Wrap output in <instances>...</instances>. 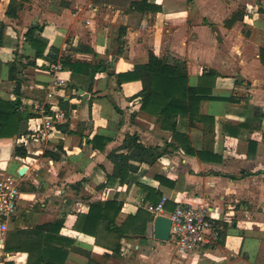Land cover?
<instances>
[{"label":"crops","instance_id":"crops-1","mask_svg":"<svg viewBox=\"0 0 264 264\" xmlns=\"http://www.w3.org/2000/svg\"><path fill=\"white\" fill-rule=\"evenodd\" d=\"M132 1L0 0V100L18 99L28 117L25 133L0 137V175L15 177L20 190L0 264H28L29 252L30 264H42L53 248L68 249L63 264H264V0H146L160 7L155 13ZM50 47L75 68L50 62ZM149 52L185 61L190 86L211 85L212 97L193 119L177 115L174 130L141 108L140 80L115 77ZM55 111L54 129L42 135L44 116ZM65 122L67 131L58 126ZM127 134L164 153L153 164L130 160L137 169L127 183L100 187L113 171L108 153L127 152ZM114 198L126 236L75 229L91 202ZM159 202L165 213L179 203L207 207L221 237L177 253L148 232L155 216L146 206ZM146 213L153 218L145 226ZM59 221L50 238L38 229Z\"/></svg>","mask_w":264,"mask_h":264},{"label":"trees","instance_id":"trees-1","mask_svg":"<svg viewBox=\"0 0 264 264\" xmlns=\"http://www.w3.org/2000/svg\"><path fill=\"white\" fill-rule=\"evenodd\" d=\"M131 5L141 10H151L154 13L160 9L159 6L149 4L146 0L132 1ZM7 13L10 12L8 11ZM31 32H33V28H31L27 33L29 34ZM42 48L37 50L36 55H42ZM45 57L52 63L59 60L62 65L66 64L71 69L75 68V64L68 63L62 56L57 57L56 49L54 47H50L49 52L45 55ZM260 57L262 63L264 64V48L260 50ZM78 65L79 64L76 62V68ZM15 66V64H12V68H14L15 73H11V79L18 78L16 76L17 66ZM208 74L211 75L210 72ZM115 77L118 82L140 80L142 84V89L139 92L141 97V108L150 111H153L154 109L161 126L172 130L175 128V117L177 115H186L190 119H193L194 115L199 110L200 101L204 97H212L211 85L208 89H205L202 85L190 86L188 84V73L185 61L169 56L159 57L153 52H149L148 58L145 62L135 63L132 70L115 74ZM18 105V99L13 101L0 100V137L23 134L27 131L26 121L28 117L21 115ZM60 105L64 107L65 101L61 99ZM67 125L68 123L65 122L58 126L64 131H67ZM98 137L99 136H94L93 140ZM122 146L127 150V152L124 153L113 150L108 153L107 157L113 163V171L112 174L108 175V181L101 184L100 187L111 185L115 181H118L120 184L127 183L128 172L135 171L137 169V166L131 164L130 160L140 163L145 162L153 164L164 153L163 150H160L156 146L153 147L142 144L136 134H127L124 138ZM186 150H189V148L186 147ZM15 154L24 156L26 152L23 148L16 147ZM120 209L121 202L116 198L105 201H93L89 204L87 213L78 217L74 227L79 231L97 237L98 230L102 226L107 232L115 234L117 239H120L127 234L123 224L119 226H116L115 224V219L118 216ZM140 212L141 209H138L133 218L139 217ZM152 218L153 215L150 213L143 215L142 220L145 226ZM60 224V221L56 223H46L38 226V229L41 231L46 230L51 233L48 236L50 238L54 233H58ZM217 233L219 239L221 236L218 231ZM119 248L120 244L115 243V246L112 249L113 253L117 254L119 252ZM5 249L7 250L8 248L5 247ZM45 249L46 248L43 247V254H45ZM50 251V258L45 260L42 264L64 263L68 253L67 248H64L63 250H56L53 248ZM60 254L63 257L61 261L57 263L56 257L57 255L60 256ZM86 254L89 257V253L86 252ZM30 256L31 252H29L28 256V264L31 263L29 259ZM87 264L100 263L89 257Z\"/></svg>","mask_w":264,"mask_h":264},{"label":"built area","instance_id":"built-area-1","mask_svg":"<svg viewBox=\"0 0 264 264\" xmlns=\"http://www.w3.org/2000/svg\"><path fill=\"white\" fill-rule=\"evenodd\" d=\"M61 68L60 63L52 65V70ZM62 84V79L58 80ZM42 112L45 108L40 107ZM44 116L39 132L45 135L53 130V119L61 116V113ZM20 195L18 180L10 174L0 175V241L7 229V222L16 214ZM146 209L154 216L161 214L167 216L170 221V238H172L175 250L180 254H191L202 251L218 241V233L212 216L207 207L192 206L179 203L174 209L165 213L163 202L148 204Z\"/></svg>","mask_w":264,"mask_h":264},{"label":"water","instance_id":"water-1","mask_svg":"<svg viewBox=\"0 0 264 264\" xmlns=\"http://www.w3.org/2000/svg\"><path fill=\"white\" fill-rule=\"evenodd\" d=\"M19 88L20 82L16 81L15 90L19 92ZM80 92L82 93V90ZM170 224L171 221L167 216L158 214L154 217L148 232L157 239L167 241L170 238Z\"/></svg>","mask_w":264,"mask_h":264},{"label":"rangeland","instance_id":"rangeland-1","mask_svg":"<svg viewBox=\"0 0 264 264\" xmlns=\"http://www.w3.org/2000/svg\"><path fill=\"white\" fill-rule=\"evenodd\" d=\"M167 241L170 243V245L172 244V246L174 248V251H176L175 250V245H174V242H173L172 238H169ZM248 243H249V241L247 240L246 241V246H248ZM112 264H125V262L124 261L120 262V261L117 260V261H112Z\"/></svg>","mask_w":264,"mask_h":264}]
</instances>
